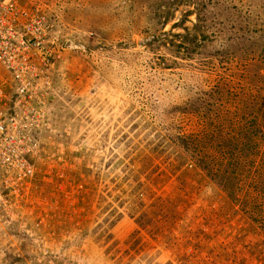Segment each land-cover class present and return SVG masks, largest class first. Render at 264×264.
I'll return each instance as SVG.
<instances>
[{"label":"rangeland","instance_id":"1","mask_svg":"<svg viewBox=\"0 0 264 264\" xmlns=\"http://www.w3.org/2000/svg\"><path fill=\"white\" fill-rule=\"evenodd\" d=\"M15 2L0 264H264V0Z\"/></svg>","mask_w":264,"mask_h":264},{"label":"built area","instance_id":"2","mask_svg":"<svg viewBox=\"0 0 264 264\" xmlns=\"http://www.w3.org/2000/svg\"><path fill=\"white\" fill-rule=\"evenodd\" d=\"M24 11L23 8L16 4L15 0H0V65L12 71L15 81L21 83V86H16L14 90H12L14 92L13 99L8 98L5 94L2 96V90L0 88V142L10 145L21 134H14L13 131L9 133V130H21L23 125H27L34 129L39 125L33 121L29 124H25L22 116L23 114L25 119L31 120L32 116L28 117L25 115L27 109L23 102V97L27 96L26 93L28 91L36 89L38 73L35 67L33 74L27 73L23 69L24 66H22V62L16 61V57L21 55L23 58V51L27 52L31 50L35 52L40 46L44 47L42 40H40V31H43L42 34L46 32L44 27L37 25L38 22L41 24V21L32 19L34 25L28 29L30 36H26V33L22 34L26 26H28V24L21 22L23 13L26 14ZM15 58L16 60H14ZM15 67L23 70L16 73L14 72ZM2 78L3 75L0 72V81ZM30 81L35 83L33 88H29ZM32 94H35V91H33ZM30 114H32L31 111ZM20 157H22V155H20ZM22 167L24 170L23 174L32 171L31 164H28L26 168H24V165H22Z\"/></svg>","mask_w":264,"mask_h":264}]
</instances>
